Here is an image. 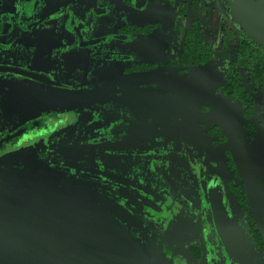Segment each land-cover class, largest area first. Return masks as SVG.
Returning a JSON list of instances; mask_svg holds the SVG:
<instances>
[{
	"label": "rangeland",
	"instance_id": "obj_1",
	"mask_svg": "<svg viewBox=\"0 0 264 264\" xmlns=\"http://www.w3.org/2000/svg\"><path fill=\"white\" fill-rule=\"evenodd\" d=\"M227 2L204 0L183 19L170 0H0V21L13 25L7 35L0 34V59L43 68L53 80L74 87L46 88L0 72V138L20 127L23 115L57 111L67 100L72 109L81 99L99 118L92 135L80 134L75 123L70 128L57 123L39 148L45 153L30 149L4 155L0 177L47 181L103 205L126 226L138 225L154 239L162 238L165 249L160 250L170 264H193L186 236L196 244L204 241L203 231L212 241L216 237L199 181L218 176L226 185L233 176L225 146L214 145L206 128L218 125L228 135L240 136L264 178V90L254 93L256 113L249 119L240 101L218 92L236 57L235 29L241 27ZM195 16L215 55L180 74L168 63L180 60L181 26ZM75 24L83 25L85 34L103 36L101 41L80 45ZM127 24L159 26L146 35L123 37L119 28ZM137 64L156 67L126 72ZM82 83L88 85L85 93ZM58 164L74 171L57 169ZM226 194L250 262L264 264L240 204L227 187Z\"/></svg>",
	"mask_w": 264,
	"mask_h": 264
},
{
	"label": "water",
	"instance_id": "obj_2",
	"mask_svg": "<svg viewBox=\"0 0 264 264\" xmlns=\"http://www.w3.org/2000/svg\"><path fill=\"white\" fill-rule=\"evenodd\" d=\"M232 5L244 30L264 44V0H232ZM226 145L249 202L264 221V178L240 136L228 135ZM209 201L225 247L239 263L249 264L223 192L213 188ZM0 264L155 263L107 209L49 182L0 178Z\"/></svg>",
	"mask_w": 264,
	"mask_h": 264
},
{
	"label": "flooded vegetation",
	"instance_id": "obj_3",
	"mask_svg": "<svg viewBox=\"0 0 264 264\" xmlns=\"http://www.w3.org/2000/svg\"><path fill=\"white\" fill-rule=\"evenodd\" d=\"M41 22H43V19L40 20V23ZM78 25L79 24H75L74 29H76L79 33V38H80L79 44L80 45L89 46L90 43H95V42L101 41L103 36L101 38H99L94 33L85 34V33H83V25H80V26H78ZM122 27H124V26H122ZM122 27L119 28V30H120L119 34L122 35L123 37H130L131 34L121 32ZM12 29H13L12 23H10L9 21H3V20L0 21V34H6L7 35ZM134 36H137V35L134 34ZM138 36H141V35H138ZM132 66H134V65H131L130 67H132ZM130 67H128V68H130ZM174 67H177V66H174ZM128 68H126L127 73L135 72V71H128L127 70ZM43 70H44L43 68L34 69V68L28 67V66L23 67L21 65H16V64H12V63H5V59H0V72L3 74L10 73L11 75L16 76L17 77L16 79H18L20 81H30V82H34V83L37 82L40 84H45L46 88L54 85L56 87H66L69 90H72V89L74 90V87L69 85V84H65V83H62L59 81L57 82V81L53 80L50 77V75L47 73V71H43ZM32 74H38V75L42 76L43 79L36 78ZM87 86H88L87 84L82 83L80 89H82L83 92L85 93L88 90ZM84 93H82L83 96H84ZM117 94H118V92H117ZM88 96L90 98L94 99L91 96V94H89ZM79 100H80L79 101L80 104L78 103L77 105H75L77 107H72V109L70 107V101L67 100V104L65 106H63V107L60 106V109H61V110L59 109L60 111L59 110H57V111L56 110H51V111L48 110L47 112L44 111V113L42 115L34 116V117H32V115H23L22 118H23L24 123L22 125H20V127H18L17 129H15L11 134L5 135L4 137L0 138V161H1V158L7 154H18L22 150L28 151L30 149H32V150L34 149V150L38 151L39 148H42V147L44 148L45 145H44L43 141L47 138L46 134H50L52 131H54L56 129L55 125L57 123H58V126H62V128H70L71 126L74 127V123H75V124H77V125H75V128L79 130L80 134L83 132H86V133L90 132L91 135L94 134L95 130L93 128V124L99 118L94 117V115L92 113L93 111L91 112L92 109H88L86 107V105L84 104V101H82L81 99H79ZM66 106H68V107H66ZM94 118H96V119H94ZM52 124H53V127H51ZM95 128H96V126H95ZM205 132H206V130H205ZM79 136H81V135H79ZM227 138H228V136H227ZM101 142L98 141L97 143H101ZM97 143H96V145H98ZM212 143H213V139H212ZM220 144H223L225 147H227L226 143L225 144L219 143L218 145H220ZM224 152H225V150H224ZM39 153L41 155L43 153H45L44 149L41 151L39 150ZM38 158L40 161H43V159H44V158H42V156L38 157ZM226 162H227V159H226ZM55 167L57 169L65 170L67 172L74 171V169H72L68 166H65L64 164H61V165L58 164V165H55ZM0 178H2V177H0ZM5 179H9V178H5ZM20 179H22V178H20ZM229 179L227 180L226 185L221 181L220 177H218V176H214L210 180L207 179L205 182L202 179L199 181V184L203 183V185L205 186V189H206V193H205L206 200H207V204L210 208V212H211L210 225H211L216 237L212 241L210 235L209 234L206 235L205 232L203 231L204 234L202 232V238H203L202 240H204V241L202 242V244H196L194 242H191L190 239H188V238H190V236H186V238H187L186 242H188V244H189V246H188L189 252L188 253L189 254L191 253V255H192V258L194 261L193 264H241L236 260V258L225 247L221 237L219 236V234L217 232L216 226H215V222H214L213 214H212V209H211L210 201H209V193L213 188H216V187H218L224 194V202H225L226 208L228 210L230 217L234 218V220H235V227L238 230V232L242 238L243 245H244L246 253H247V246H246V243L244 240V235H243L242 229L240 228V226L238 224V220L234 217V214L230 210L231 205L229 203V198L226 194V187L228 188ZM44 182H47V181H44ZM228 190H229V188H228ZM229 192L231 193L230 190H229ZM94 204H96V203H94ZM96 205L100 206L99 204H96ZM100 207H103V205ZM243 214H244V211H243ZM243 218L246 219L245 214H244ZM116 219L120 224L124 225L127 228V230L129 231V233L131 234L133 239L138 243V245L141 248V250L143 251V253L148 258L153 260V262L155 264H170V260H169L170 257L165 256V254L162 253L160 250V248H162V246L165 249L164 244L160 245V241L162 240V238L159 237L158 239H154L151 235L146 233V231H145L146 229H144V228L142 229V228L138 227V225H134L133 227L130 228V227L126 226L123 222H121L117 218V216H116ZM262 221H263V219H262ZM246 222H247V219H246ZM263 224H264V221H263ZM247 231L249 232L248 225H247ZM249 234H250V232H249ZM249 236L251 237V234ZM215 248H217V251L215 250ZM166 249H168V248H166ZM261 251L263 254V261H264V251L263 250H261ZM214 252L217 254H214ZM220 258H222V259L220 260ZM216 259H218V262H216ZM248 259H249V257H248ZM222 260H223V263H221ZM190 264H192V263H190ZM249 264H252L250 262V260H249Z\"/></svg>",
	"mask_w": 264,
	"mask_h": 264
},
{
	"label": "trees",
	"instance_id": "obj_4",
	"mask_svg": "<svg viewBox=\"0 0 264 264\" xmlns=\"http://www.w3.org/2000/svg\"><path fill=\"white\" fill-rule=\"evenodd\" d=\"M204 0H170L176 6V16L187 19L190 12L197 10ZM228 8L233 10L232 0L227 2ZM223 28H226L224 24ZM159 24L136 25L127 24L121 32L137 35L150 33ZM183 34V48L180 60L170 61L168 64L177 66L180 74L187 72L189 67L209 63L215 55L214 46L206 39L204 27L199 16L192 17L190 23L181 26ZM234 41L236 42V57L230 61L225 70V84L221 85L218 92H223L229 99L240 101L246 118H251L256 113L254 93L260 88L264 90V44L258 42L247 33L244 28L235 29ZM155 64H137L128 71H144L154 68ZM247 74L249 85L244 82L243 74ZM248 128L252 124L247 125ZM206 133L213 137V143H226L227 133L214 125L206 129ZM227 166L232 171L233 177L228 181V188L240 204L247 219L251 238L256 245L264 251V224L257 211L251 206L235 162L227 147H225Z\"/></svg>",
	"mask_w": 264,
	"mask_h": 264
}]
</instances>
